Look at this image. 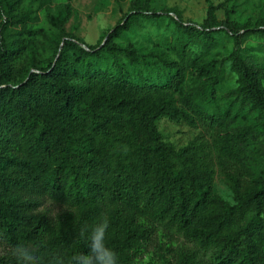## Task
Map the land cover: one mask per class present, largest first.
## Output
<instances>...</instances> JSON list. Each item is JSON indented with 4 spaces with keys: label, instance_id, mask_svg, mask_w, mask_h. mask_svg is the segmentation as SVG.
Segmentation results:
<instances>
[{
    "label": "trees",
    "instance_id": "obj_1",
    "mask_svg": "<svg viewBox=\"0 0 264 264\" xmlns=\"http://www.w3.org/2000/svg\"><path fill=\"white\" fill-rule=\"evenodd\" d=\"M73 1L48 17L57 31L49 64L32 57L19 67L25 36L38 35L27 29L34 12L0 0V264H17L10 249L33 242L36 264L70 256L82 250L80 229L103 214L119 264H264V176L251 164L247 179L236 171L264 143V67L242 48L249 33L221 21L220 6L198 25L132 0L102 47H84L66 32ZM165 17L175 28L167 51L129 40L142 20ZM222 34L234 49L220 62L212 42ZM226 64L237 87L219 110ZM162 119L215 131L213 147L197 139L177 150ZM216 167L234 204L215 194ZM49 202L62 211L50 214Z\"/></svg>",
    "mask_w": 264,
    "mask_h": 264
},
{
    "label": "rangeland",
    "instance_id": "obj_2",
    "mask_svg": "<svg viewBox=\"0 0 264 264\" xmlns=\"http://www.w3.org/2000/svg\"><path fill=\"white\" fill-rule=\"evenodd\" d=\"M131 2L132 0H74L72 6L78 17L71 19L66 27V32L80 40V44L84 47V44L102 47L107 41L106 34L122 24L131 14ZM65 3L66 0H25L22 10L31 9L34 12V22L27 29L37 32L38 35L34 38L25 36V39L28 40L29 50L18 62L19 67L29 66L32 57L36 58L38 62L45 63L44 66H47L52 60V40L57 31L49 24L48 17L54 15L57 7ZM211 5L221 7L217 13L218 18L221 21L228 19L235 25V32L239 35L245 36L249 33L242 48L247 55L252 56L264 67V34L258 33L264 29V0H155L153 8L160 14L166 8L176 9L184 24L202 25ZM174 33L175 28L172 21L165 17L157 22L142 20L135 26V30L128 35V38L132 43L146 46L151 50L167 51V43L172 41ZM212 43L214 46L212 55L220 62L224 61L234 49V41L225 34ZM259 85L264 89V73L259 77ZM236 87L237 77L232 73L230 64H226L217 107L219 110L226 108L227 100L230 96L232 97ZM246 122L247 120L243 119L239 121L238 126L243 127ZM158 126L165 141L173 144L177 150L187 147L197 139L204 140L213 147L215 131L203 126L194 128L168 119H162ZM251 156L247 161L238 164L236 171L241 172L247 179L249 178L247 168L251 164L257 174L264 176V143L262 147H253ZM228 169L235 170V166L228 165ZM216 172L215 194L226 202L234 204V194L223 171L216 167ZM45 209L52 215L62 211V207L50 202L46 204ZM182 244L185 247L193 248L185 240L179 242V246Z\"/></svg>",
    "mask_w": 264,
    "mask_h": 264
},
{
    "label": "clouds",
    "instance_id": "obj_3",
    "mask_svg": "<svg viewBox=\"0 0 264 264\" xmlns=\"http://www.w3.org/2000/svg\"><path fill=\"white\" fill-rule=\"evenodd\" d=\"M111 220L107 214L98 217L90 225L83 226L78 234L80 251L73 254H60L53 258L52 264H119L117 252L109 243ZM40 244H17L10 249V255L17 264H36Z\"/></svg>",
    "mask_w": 264,
    "mask_h": 264
}]
</instances>
